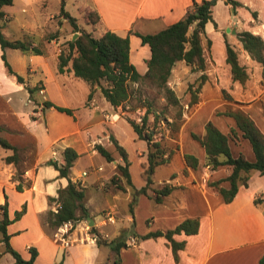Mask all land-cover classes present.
Segmentation results:
<instances>
[{
	"label": "crops",
	"instance_id": "crops-1",
	"mask_svg": "<svg viewBox=\"0 0 264 264\" xmlns=\"http://www.w3.org/2000/svg\"><path fill=\"white\" fill-rule=\"evenodd\" d=\"M46 1L12 0L1 7L0 32L4 37L15 39L30 35L31 44L40 50L33 53L10 46L2 49L0 45V135L16 147V157L9 160L5 156L13 152L11 148L4 147L5 150L0 152V204L5 203L10 219L6 228L11 247L23 258H28L34 247L36 264H56L59 261L61 264H114L110 244L90 239L93 231L85 228L87 220L88 224L93 222L94 232L105 241L120 235L126 239L132 234L137 236L135 245L120 247L119 264H126V260L130 264H260L259 259L264 255V173L250 169L247 184L240 183L234 197L224 201L214 183L228 187L226 176L232 167L229 164L212 167L206 160L204 147L192 134L202 137L205 124L210 120L222 132L231 133L229 147L233 156L243 154L249 160L254 158L249 140L237 128L232 116L224 111L242 109L263 134L264 113L259 112V107L253 109L258 116L255 118L250 110L253 107L251 102L238 105L224 101L223 113L216 114L214 110L221 105L217 98H220L224 86L222 81L233 80L225 60V43L235 42L239 46L236 31L240 27H254L248 21L252 16L250 12L259 21H264V0H237L240 4L234 12L225 0H214L212 20L206 21L201 40L205 68L192 70L183 59L173 63L167 82L179 99L187 94L188 84L201 73H205L206 78L197 92V101L190 104L191 109L176 134L162 139L171 152L166 162L155 167L147 193L139 190L146 183V139L134 130L122 105H112L99 86L88 97L89 84L74 75L68 68L69 63L63 71L58 70V44L63 45L64 41L71 39L75 31L67 34L70 24L59 15L60 7L56 11L47 10ZM193 1L64 0L63 7L75 17L79 26L94 31H91L93 35L111 30L127 36L129 60L140 74H144L150 48L141 41L138 33L156 32L180 19ZM72 7L77 14L71 12ZM87 9L97 11V23L85 21ZM12 22H15L14 27ZM57 30L61 31L55 35ZM2 52L12 70L22 76L21 81L6 71ZM29 87L43 88V93L39 90L30 92ZM90 99H94L96 107L88 104ZM44 100L69 107L72 113L54 106L45 107ZM160 100L162 102L164 97ZM132 114L134 116V110H131ZM166 117H174L171 109ZM151 118L149 114V120ZM114 141L126 153L130 184L118 173L117 164H125V160L115 148ZM97 144L109 150L113 158L107 160L97 150ZM66 146L73 147L78 156L68 175L64 176L50 161L63 162L61 151ZM185 153L197 157L196 167L186 163ZM84 156H101L104 160L81 167L79 160ZM206 164L210 167L207 168ZM160 166L166 167L159 169ZM68 177L84 186L87 214L65 225L70 238L76 240L63 246L55 239V233L63 225L49 226L44 216L49 208L56 210L57 201L50 202L48 197H56L58 188L68 183ZM111 177L121 179L124 188H107L106 183ZM164 182L172 189L158 202L153 197L154 189ZM256 196L260 198L257 203L254 202ZM143 203L147 207L140 215L139 208ZM20 210L16 217V211ZM109 210L113 213V222L105 218ZM185 218L198 219L199 226L195 233L180 231L173 234L176 240H184V246L177 250V259L163 234L143 237L150 231L173 228ZM108 224L112 225V230L106 228ZM101 244L109 245L111 249L100 257ZM1 256H6L3 264L14 261L0 240Z\"/></svg>",
	"mask_w": 264,
	"mask_h": 264
},
{
	"label": "trees",
	"instance_id": "trees-1",
	"mask_svg": "<svg viewBox=\"0 0 264 264\" xmlns=\"http://www.w3.org/2000/svg\"><path fill=\"white\" fill-rule=\"evenodd\" d=\"M61 0L60 15L70 22L71 30L78 31V35L74 39L68 38L64 41L58 53V70L63 71L69 63L68 68L71 69L74 75L84 79L90 87L88 97L91 96L96 86H99L104 97L114 106L124 105L125 102L133 94L131 83L136 82L138 86L148 82L155 86L157 91L165 99L167 105L175 106L176 113L172 121L168 122L166 116L164 119L170 125L171 131H176L180 126V118L182 113V104L174 89L167 83L171 67L176 60L183 59L186 64L190 65L192 70L204 69L205 58L203 55L202 37L205 34L204 25L206 21L212 20L211 0H201L192 2V5L186 10L183 17L168 24L156 32L138 33L141 41L147 43L150 48V56L147 59V70L144 74H140L135 66L130 62L128 55V37L121 36L114 31L106 30L100 35H93L91 31L79 26L74 16H72L63 7ZM234 12L235 7L240 4L237 0H225ZM12 3V0H0V16L3 15L1 7L5 4ZM84 19L87 23L95 24L99 21V14L94 9H87L84 12ZM59 34V30L55 35ZM238 40L244 50L248 52L251 58L261 64V75L264 79V38L254 33L249 29H239L236 31ZM51 36H54L51 35ZM0 45L3 48L6 46L17 47L25 52H40L36 45L31 44L30 35L23 38L8 39L0 32ZM8 73L14 74L17 80H22V76L15 73L9 62L7 61L4 52L1 54ZM225 60L229 64L230 73L234 80L244 82L248 78V72L243 64L238 60L236 49L226 41L225 43ZM205 73H201L195 83L190 82L187 87L189 99L187 103L190 105L197 101V92L204 79ZM35 88L29 87L32 92ZM139 91V88L138 90ZM43 106H54L60 111H65L71 114L72 109L65 106L56 105L50 100H44ZM150 107H147L145 114L142 117V123L139 124L132 118L128 120L132 124L134 130L142 138L147 141V158L148 164L144 170L146 183L140 187V191L147 193V188L152 182V174L157 165L166 162L169 159L170 152L165 146L162 139H154L153 133L157 131L155 125L159 114L155 113L156 109L152 108L153 120H149ZM159 113H163L159 110ZM225 114L232 116L237 128L242 135L246 137L252 147L254 158L247 159L243 154L233 156L229 147V135L222 132L212 121L208 120L205 124V133L201 137L193 133L194 138L204 147L206 160L212 167L221 164H229L232 167L231 172L226 176L229 181L228 187H223L214 183L218 192L221 194L224 201L231 200L237 192L240 183L247 184V172L250 169H258L264 173V134L255 124L254 120L242 109L226 110ZM152 122L153 127L149 130L146 128ZM0 144L3 147H8L13 150L10 155L5 156L6 160L15 158L16 147L8 142V140L0 135ZM115 148L122 155L125 164H117L118 173L122 180L130 184V177L127 169L126 153L119 144L114 141ZM97 150L104 155L107 160L113 158L111 152L102 145H96ZM63 162L50 161L58 170L60 175L67 176L70 166L78 156L77 151L66 146L61 151ZM186 163L191 167H196L198 159L190 153L184 154ZM245 172L244 174L241 172ZM111 177V181H115ZM122 180L115 181L117 188H124ZM172 186L167 182L162 183L160 187L154 189V199L161 201L163 196L168 194ZM56 197H48V201L56 200L58 206L56 210L49 208L45 212L44 219L49 226H58L64 221H76L87 214L85 206V189L79 181H74L68 177V183L59 187ZM259 197H254V202H258ZM0 240L3 242L4 250L10 252L14 261L10 264H36L34 258L36 249H31L30 256L23 258L18 251L9 244V234L7 232V224L10 219L7 216L5 203L0 204ZM22 210L16 211V217L20 215ZM199 221L196 218H185L173 228L165 231L155 230L147 232L143 237L156 236L163 234L170 242L174 258L177 259V250L184 246V240H176L173 234L184 231L186 234L195 233L198 230ZM91 230L96 231L92 225ZM126 237L118 236L117 238L105 241L99 234L96 239L97 243L108 242L114 251V264H119V249L126 246ZM260 264H264V255L259 259ZM56 264H61V261Z\"/></svg>",
	"mask_w": 264,
	"mask_h": 264
},
{
	"label": "rangeland",
	"instance_id": "rangeland-1",
	"mask_svg": "<svg viewBox=\"0 0 264 264\" xmlns=\"http://www.w3.org/2000/svg\"><path fill=\"white\" fill-rule=\"evenodd\" d=\"M46 5H47V10L56 11L60 7V1L59 0H47ZM71 10H72L71 12H74V14H77L76 11H74L73 7L71 8ZM220 13H221V15H223L224 12L222 9L220 10ZM250 13L252 16L249 18L248 21L254 27L250 26L249 28H245V29H250L254 33H258L264 38V21L263 22L259 21V19L257 18L256 15H254L252 12H250ZM262 15H264V12H262ZM60 22H61V20H60ZM50 23L52 25L53 20ZM69 24H70V22H69ZM11 25H13L12 27H14L15 22H12ZM82 25H84L86 28H89V26L85 22H82ZM240 25H242V24H240ZM69 27H70V29L67 31V34L70 33V31H71V25ZM239 29H244V28L240 27ZM90 30H91V27H90ZM60 31L61 30H59V32ZM92 32H94V31H92ZM237 42L240 43L239 46H237L235 44V42L230 43V44L236 49L237 55H238V60L241 64H243L245 66V68L248 72V78L244 82H239L238 80H235L236 82H232L234 79L229 80L228 78H227L228 79L227 82L222 81L224 86L222 88V91L219 93L220 98L219 99L217 98V102L220 101L221 105H219L214 110V112L216 114L223 113L222 110L225 107L224 101H232L233 103H236L238 105H241V104L247 103V102H251V103H253V107L250 110L254 114V117L258 118V116L256 115V113L254 111L255 109H257V107H259V112L262 111L264 113V79L262 78V75H261V64L258 61H256L255 59L250 57L248 52L243 49L241 42L239 40ZM58 46L62 47V45H60V44H58ZM225 73H226V70H225ZM34 77H35V75H34ZM195 81H196V79H195ZM195 81H193V82L195 83ZM130 86L132 87V89L135 88V90H133V94L125 102V104L121 106L123 113H124V115H126V117H130V118L134 119L133 114L130 115L131 110H134L135 111L134 115H136L138 108H145V111H146L147 107H150L149 113L152 117H153V114L151 111L152 108L156 109L157 112L156 111L155 112L158 113L160 117L167 116V114L170 113V109H171V111L175 117V113L177 110L176 107L171 106V105H167L165 103V99L162 100V102H161L160 97H162V95L159 91H157L155 86L151 85L148 82H145V83L141 84L140 86H138V84L136 82H133V83H131ZM138 88H139V91H137ZM34 90L37 91L38 89L35 88ZM186 93H187L186 95H183L180 98L181 104H182V113H181L180 123L182 122V120L184 118H186L189 110L191 109V105H189L187 103V101L189 99V94L187 91H186ZM36 95H39V94L37 93ZM169 106H170V108H169ZM236 109H240V108H236ZM159 110H162L163 113L162 114L159 113ZM174 117H171V118L166 117V118H167L168 122H170L174 119ZM168 122H167V130L163 129L164 130L163 135H162V137H160V139H164L165 137H168V136H174L177 132V130L171 131V128H170V125L168 124ZM228 134L230 137L232 136L231 133H228ZM4 150H5L4 147L0 144V152H3ZM7 151H10V150L7 149ZM99 160L103 161L104 159L101 156H94L92 158H89L88 156H84L83 158H80L78 165L81 167H86L88 164H93L92 162L98 163ZM165 167L166 166H160L159 169H165ZM114 180L115 181L117 180V183H118V181H121V179H119V178H117V179L115 178ZM115 181H111V179H110V181L106 183V187L110 188V189H120V188H117L118 184ZM146 207H147V205L145 203H143L140 206V208H139V214L140 215L145 213ZM128 210H131V209L128 208ZM106 228L112 230V225L108 224V226H106ZM110 236H112V233H110ZM110 249L111 248L109 247V245L101 244L100 257L103 256L107 251H110ZM128 259H130V257H128ZM5 260H6V256H1L0 257V264H3L5 262ZM126 262H127L126 264H130L128 260H126ZM110 264H112V262Z\"/></svg>",
	"mask_w": 264,
	"mask_h": 264
},
{
	"label": "built area",
	"instance_id": "built-area-1",
	"mask_svg": "<svg viewBox=\"0 0 264 264\" xmlns=\"http://www.w3.org/2000/svg\"><path fill=\"white\" fill-rule=\"evenodd\" d=\"M38 90L40 93H43V88H39ZM88 104L96 107L94 99H90L88 101ZM144 114H145V108H138L136 115L133 116L134 117L133 120H135L136 122L141 124L142 123V117ZM152 120H153V117H152L151 121ZM152 127H153L152 122H149V126L146 128V130H149ZM155 127H156L157 131L153 133V138L154 139H160V137H162V135H163V131H164L163 129L167 130V121L164 119V117H160V116L158 117V120L156 122ZM206 167L209 168L210 165L206 164ZM83 173H85V171H83ZM1 210L2 209L0 208V211ZM105 218L108 222L114 221L113 213L110 210L105 213ZM68 222L72 223L73 221H70V220L64 221L63 223H61L63 225V228H61L62 226H59L57 232L55 233V239L57 241H59L63 246H67V245L71 244L74 240H76L74 238H70V236L67 233L68 229H67V227L65 228V225H67ZM85 228L86 229L91 228V226L87 223V220H85ZM97 237H98V234L96 232H92V234L90 235V239H92V240H96ZM105 237H106V235H105ZM85 239L87 240V237H85ZM81 240H83V238ZM137 240H138V238L136 235H133V234L129 235L128 238L126 239V246L135 245Z\"/></svg>",
	"mask_w": 264,
	"mask_h": 264
},
{
	"label": "water",
	"instance_id": "water-1",
	"mask_svg": "<svg viewBox=\"0 0 264 264\" xmlns=\"http://www.w3.org/2000/svg\"><path fill=\"white\" fill-rule=\"evenodd\" d=\"M212 2L214 1V0H211ZM226 30L228 31L229 29H228V27L226 28ZM235 30L233 29V32H234ZM78 35V32L77 31H75L74 33H73V35H72V38L71 39H74L76 36ZM92 221L90 222V225H92Z\"/></svg>",
	"mask_w": 264,
	"mask_h": 264
}]
</instances>
